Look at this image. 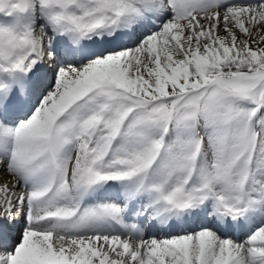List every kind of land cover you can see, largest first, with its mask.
<instances>
[{
    "label": "snow or ice",
    "instance_id": "snow-or-ice-1",
    "mask_svg": "<svg viewBox=\"0 0 264 264\" xmlns=\"http://www.w3.org/2000/svg\"><path fill=\"white\" fill-rule=\"evenodd\" d=\"M0 264H264V0H0Z\"/></svg>",
    "mask_w": 264,
    "mask_h": 264
}]
</instances>
